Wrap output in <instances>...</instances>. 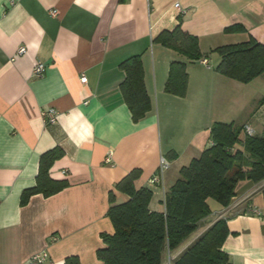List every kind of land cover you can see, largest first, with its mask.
Listing matches in <instances>:
<instances>
[{
    "label": "crops",
    "instance_id": "0c3cea01",
    "mask_svg": "<svg viewBox=\"0 0 264 264\" xmlns=\"http://www.w3.org/2000/svg\"><path fill=\"white\" fill-rule=\"evenodd\" d=\"M180 17L182 29L199 39L200 60L187 61L156 41ZM235 26L242 30L226 31ZM250 39L264 45V0H0V264H30L43 254V264H101L102 234L115 232L110 193L116 204L129 201L115 186L136 169V188L151 189L150 209L164 212L165 193L181 169L212 145V126L237 124L257 111L264 83L257 91L252 85L260 77L244 84L221 75L213 52ZM21 47L27 52L18 55ZM135 56L152 104L138 122L121 90L122 64ZM175 61L187 63L184 98L165 90ZM39 62L43 77L33 75ZM50 107L58 113L55 124L42 115ZM248 124L242 126L252 135L264 131V120ZM57 147L63 156L49 176L66 187L22 205L23 192L36 186L42 155ZM162 157L168 169L152 185ZM263 185L239 184L230 206L219 205L171 258L226 213L228 264H264Z\"/></svg>",
    "mask_w": 264,
    "mask_h": 264
},
{
    "label": "trees",
    "instance_id": "16d2710c",
    "mask_svg": "<svg viewBox=\"0 0 264 264\" xmlns=\"http://www.w3.org/2000/svg\"><path fill=\"white\" fill-rule=\"evenodd\" d=\"M242 30L235 26L226 31ZM157 42L184 56L187 61L205 57L200 51L198 37L185 32L180 24L173 31H164ZM213 52L221 57L216 71L221 75L248 84L264 77V45L255 39L218 47ZM126 73L121 90L133 120L138 122L152 109L144 82L140 56L122 64ZM188 88L187 63H171L165 86L167 93L184 98ZM264 106V96L258 102ZM212 145L199 158L181 169V177L165 193L164 212L149 207L153 191L137 189L135 182L141 175L136 169L122 179L115 189L130 196V200L116 204L110 193L108 216L115 232L102 234L105 247L97 252L101 264H228L229 257L222 250L228 236L227 219L220 218L203 232L175 259L171 254L188 240L212 215L208 199L220 206H230L241 182H264V131L246 133L236 123H215L210 132ZM63 150L54 148L41 157L36 186L26 189L21 204L28 203L34 194L48 197L66 187L63 181L52 180L49 170ZM176 156V153H172ZM264 194V188L262 189Z\"/></svg>",
    "mask_w": 264,
    "mask_h": 264
},
{
    "label": "built area",
    "instance_id": "2783aa9c",
    "mask_svg": "<svg viewBox=\"0 0 264 264\" xmlns=\"http://www.w3.org/2000/svg\"><path fill=\"white\" fill-rule=\"evenodd\" d=\"M233 1H235V0H233ZM176 7L179 8V4H177ZM50 14L52 16H57L58 15V10L52 9L50 11ZM26 52H27V49L25 47H21L19 49V51H18V55H23ZM203 64L207 65V61L204 60ZM44 73H45V65L43 63H41V62L37 63V65L35 66V68L33 70V75L36 76V77H43ZM81 81L83 83H86L87 82V77L85 75H82ZM42 115H43V117H44V119H45L47 124H55L56 123L58 113H57V111L54 108L50 107L49 109L43 111ZM247 132L249 134L251 133V131H248V130H247ZM168 166H169V163H168L167 159L162 157L160 168H159L158 172L150 180V183L152 185H157V184L162 183L164 172L168 169ZM263 188H264V185L262 186V189ZM253 212L257 213L259 211L258 210H254ZM225 214L226 213L219 214L218 218L219 219L220 218H224ZM46 258H47V254L36 255L35 257H33L30 260V264H43L45 262Z\"/></svg>",
    "mask_w": 264,
    "mask_h": 264
},
{
    "label": "rangeland",
    "instance_id": "374dc122",
    "mask_svg": "<svg viewBox=\"0 0 264 264\" xmlns=\"http://www.w3.org/2000/svg\"><path fill=\"white\" fill-rule=\"evenodd\" d=\"M259 78V77H258ZM264 78V77H263ZM262 77H260L258 80H256V84H253L252 87L255 91H257V87H262V83H264V79ZM257 79V78H256ZM262 90V89H261ZM262 92V91H261ZM259 104L257 103V106H256V109L257 111L255 110L254 113L250 116H245L243 117V119L241 121H239L237 124H252L253 127L255 128L257 126V123L258 122H262L264 120V109L260 110V106H258ZM248 124V125H249ZM248 129V128H247ZM247 129H246V133L247 132ZM249 130V129H248ZM252 135V134H251ZM181 177V175H180ZM243 183V182H241ZM240 183V184H241ZM208 204L213 212V216H214V212L217 211V208L220 207L219 204L213 200V199H208ZM224 208V207H223Z\"/></svg>",
    "mask_w": 264,
    "mask_h": 264
}]
</instances>
